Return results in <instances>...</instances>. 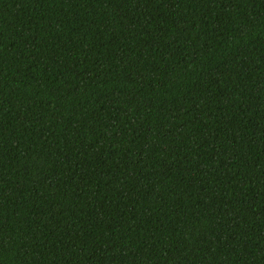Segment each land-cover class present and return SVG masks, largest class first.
Returning a JSON list of instances; mask_svg holds the SVG:
<instances>
[{
	"label": "trees",
	"instance_id": "1",
	"mask_svg": "<svg viewBox=\"0 0 264 264\" xmlns=\"http://www.w3.org/2000/svg\"><path fill=\"white\" fill-rule=\"evenodd\" d=\"M0 264H264V0H0Z\"/></svg>",
	"mask_w": 264,
	"mask_h": 264
}]
</instances>
